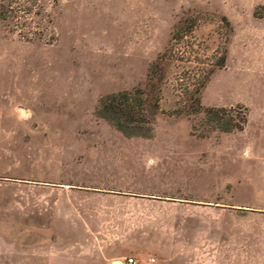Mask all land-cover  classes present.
I'll return each instance as SVG.
<instances>
[{"label":"rangeland","instance_id":"1","mask_svg":"<svg viewBox=\"0 0 264 264\" xmlns=\"http://www.w3.org/2000/svg\"><path fill=\"white\" fill-rule=\"evenodd\" d=\"M1 4L24 24L0 18V264L107 248L142 264H264L263 0ZM156 61L149 136L95 115L105 95L147 89ZM209 68L193 93L188 74ZM195 97L246 106L244 130L213 127ZM99 209L102 223L83 222Z\"/></svg>","mask_w":264,"mask_h":264},{"label":"trees","instance_id":"2","mask_svg":"<svg viewBox=\"0 0 264 264\" xmlns=\"http://www.w3.org/2000/svg\"><path fill=\"white\" fill-rule=\"evenodd\" d=\"M21 9H13L11 5H0V18L7 19L12 16L16 20L22 22V16L19 14ZM187 25V32H191L193 28V21L186 19L178 27L176 33L173 34V39H177L179 36H186V30L184 25ZM158 61L151 64L148 72V85L147 89L142 87H136L132 91L124 90L117 93H111L105 95L99 100L98 106L95 109V115L106 121H108L114 128L119 130L125 135H140L149 136L151 132V124L159 109V94L155 89L153 80L155 79V71L158 68ZM226 54L221 57L220 62L216 68L221 69L225 66ZM203 77L201 79L194 80L195 74L187 76V80H190L195 85V92L199 93L200 89L204 87L209 77L214 72V68L202 69ZM193 78H192V77ZM182 80V78H180ZM195 81V82H192ZM197 106V112H203L205 118L209 123H213L216 129L222 132H240L244 130L249 117V109L243 104H235L229 107H204L202 106L200 99L193 98ZM182 114V112H174V114ZM204 137L205 134L198 135Z\"/></svg>","mask_w":264,"mask_h":264},{"label":"crops","instance_id":"3","mask_svg":"<svg viewBox=\"0 0 264 264\" xmlns=\"http://www.w3.org/2000/svg\"><path fill=\"white\" fill-rule=\"evenodd\" d=\"M264 1V0H263ZM83 193H87L86 191L78 190ZM95 195H97L95 193ZM102 195V194H98ZM105 217L102 215V209L98 210V213L92 214L89 216V218L81 216V219L84 223L90 220L92 223H102V219ZM80 218V217H79ZM89 219V220H87ZM77 221V220H76ZM88 228V227H87ZM84 226V232L87 233V239H94V240H102V239H111L115 238L112 236L104 235L102 234V230L94 228V231L92 232L91 227L89 230ZM101 243V242H100ZM99 243V245H101ZM114 244V242H112ZM111 244V245H112ZM139 254H135L132 252L129 253H123L121 250H115V249H99L93 252H87V251H66V252H52L51 253V260L52 262L50 264H96L95 262H99V264H113L115 260L123 259L124 257H132V256H138ZM83 256H85V261L83 260ZM136 258V257H135ZM82 260V261H81ZM92 261V262H88Z\"/></svg>","mask_w":264,"mask_h":264},{"label":"built area","instance_id":"4","mask_svg":"<svg viewBox=\"0 0 264 264\" xmlns=\"http://www.w3.org/2000/svg\"><path fill=\"white\" fill-rule=\"evenodd\" d=\"M115 261H116V264H142V262L135 257H126L124 259H118ZM149 261L154 262L155 259L150 258Z\"/></svg>","mask_w":264,"mask_h":264},{"label":"water","instance_id":"5","mask_svg":"<svg viewBox=\"0 0 264 264\" xmlns=\"http://www.w3.org/2000/svg\"><path fill=\"white\" fill-rule=\"evenodd\" d=\"M113 264H116V261H114Z\"/></svg>","mask_w":264,"mask_h":264}]
</instances>
